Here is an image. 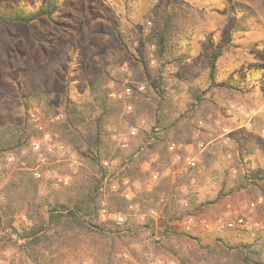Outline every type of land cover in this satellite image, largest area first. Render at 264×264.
<instances>
[{
  "label": "rangeland",
  "instance_id": "obj_1",
  "mask_svg": "<svg viewBox=\"0 0 264 264\" xmlns=\"http://www.w3.org/2000/svg\"><path fill=\"white\" fill-rule=\"evenodd\" d=\"M44 1L0 0V7L21 4L31 9ZM52 3L59 5L52 18L42 17L30 25L0 23V125L9 121L22 123L25 103L48 93L51 114L42 113L37 104L31 109L56 140L66 145L64 152L49 155L47 164L41 163L32 142L21 154L0 155V264H121L119 254L124 250L130 251L133 264H150L156 257L176 264H224L225 260L210 253V244L216 237L232 244H253L264 258V229L253 238L235 230L209 234L202 227L188 233L182 226L188 213L198 221L212 220L230 208L234 216L245 214L253 223H264V0H177L173 29L162 58L156 57L150 36L159 21L161 0ZM121 34L132 45L131 50L116 55V63L109 65V50L122 49ZM226 44L229 47L218 62V80L236 79L243 90L208 89L209 56ZM144 60L147 68L142 70ZM107 66L111 72L109 88L129 84L132 97L138 94L150 106L159 99V73L169 86L179 85L182 132L177 136L171 130L168 141L180 145L185 158L197 155L199 169L192 170L191 177H185L186 172L173 173L170 154L158 155L163 145L151 147L152 135L159 126H155L152 108L145 107L133 126L111 123L106 141L112 152L119 132L137 128L138 136L130 149L119 153L129 165L113 178L111 185L122 186L125 176L137 182L138 187H132L133 195L143 210L156 206L162 211L157 222L143 224L133 215L128 223L137 229L127 234H93L66 247H27L9 226L31 224L21 201L22 189L13 181L15 174L29 170L40 180L39 203L70 201L91 187L93 177L99 178L98 161L75 151L54 134L49 118L65 113L67 96L77 102L90 98L92 83ZM191 81L206 92L202 103L190 110L186 102L190 100L187 90ZM132 84L138 86L137 91ZM163 133L160 127L159 134ZM40 136L38 131L32 141ZM92 141L89 138L85 150ZM35 170H40L41 176L37 177ZM153 171L160 172L159 179L151 177ZM244 176L247 177L241 184ZM107 193L111 206L125 208L115 201L111 203L110 195L115 193L111 186ZM100 196L98 192L99 207ZM184 197L190 201L189 209L182 207ZM259 197L263 202L252 210L250 204ZM42 209L46 214V206ZM95 221L106 229L126 227L104 219L99 209ZM166 229L170 232L165 233Z\"/></svg>",
  "mask_w": 264,
  "mask_h": 264
},
{
  "label": "trees",
  "instance_id": "obj_2",
  "mask_svg": "<svg viewBox=\"0 0 264 264\" xmlns=\"http://www.w3.org/2000/svg\"><path fill=\"white\" fill-rule=\"evenodd\" d=\"M177 0H161L159 9V21L152 27V44L154 45L155 55L162 58L167 50L168 38L172 32V18L174 16V5ZM59 5L52 3V0L41 2L37 7L26 9L25 5H13L12 8L0 7V23L5 25L23 22L32 24L34 21L48 17L52 18L58 11ZM122 49H110L107 62L109 65L116 63V55H124L130 52L131 44L126 40L125 35H120ZM229 44L223 45L213 51L209 56V88L243 90V85L236 79H229L224 82L218 80L219 77V59L225 54ZM115 57V58H114ZM113 58V59H112ZM135 67V66H134ZM146 61L140 69H146ZM136 69V68H135ZM139 69V67H138ZM111 79V72L108 66L91 85L90 98L77 102L67 96L65 102V118L57 122L51 123L54 134H58L61 139L65 140L75 151L82 155L92 157L98 161L99 158L107 157L111 153L110 145L107 143V135L109 126L113 122H125L129 126L136 124L138 118L142 115V110L150 106L144 98L135 94L129 103L133 108L127 111L124 102L120 100H112L109 97L108 82ZM188 93L190 100L186 102L191 110L203 101V94L206 92L201 86L188 82ZM135 90L138 86L132 84ZM159 99L155 105H151L155 126L162 128L163 135H156L151 147L156 148L157 144L163 145L158 150L161 157L168 153V135L171 130L175 131L178 136L182 132L180 125V92L179 85L169 86L168 81L162 74H158ZM138 97V98H137ZM51 95L42 93L38 97H31L25 103V118L22 123L7 122L0 125V155L8 153L21 154L27 149L32 140L38 134L35 123L30 119L31 107L34 104L42 110V113H50L53 108L50 106ZM141 107V108H140ZM51 114V113H50ZM184 114V113H183ZM186 117V116H185ZM93 141L85 150L84 147L88 143L89 138ZM119 154V153H118ZM192 169L186 172L185 177H191L189 174ZM247 176L242 177L241 184ZM262 178V177H261ZM13 181L19 183L23 192L21 199L23 206L27 209V216L31 220L30 225H22L15 228L9 223L10 228L17 234V237L24 242L27 247H33L43 244L44 249H50L56 245L58 247L69 246L81 237L91 235H122L127 234L137 228H133L127 222L125 228L106 229L95 221L98 205V192L102 185V180L92 178L91 187L88 190L79 192L76 197L68 201L38 202L39 188L41 182L35 178L29 170L17 171ZM15 184V183H14ZM264 191V183L261 184ZM118 200V201H117ZM110 201L120 203L125 208L113 207L117 210H125L128 201L118 193L110 195ZM43 206H46V214L43 212ZM3 220L0 214V230ZM170 230L166 229L165 233ZM49 243V244H46ZM210 253L217 257L220 261L225 260L224 264H264V258L260 256L256 246L248 243L232 244L223 237H216L210 244ZM182 264H186L183 261Z\"/></svg>",
  "mask_w": 264,
  "mask_h": 264
},
{
  "label": "built area",
  "instance_id": "obj_3",
  "mask_svg": "<svg viewBox=\"0 0 264 264\" xmlns=\"http://www.w3.org/2000/svg\"><path fill=\"white\" fill-rule=\"evenodd\" d=\"M133 96V88L126 84L122 88H113L109 90V97L112 100H120L124 102L126 110L131 111L133 106L129 103L128 99ZM65 118L64 112L55 113L49 118L50 123L57 122ZM30 119L35 123L41 136L32 141V146L40 155V161L43 164L49 162V155H56V153H62L66 150V145L56 140L53 133L48 130L45 124L40 120L36 111H30ZM160 127H156L152 135V139H155L156 135H159ZM138 136V130L135 127H131L128 131H121L116 135V147L112 150L109 156L99 158L98 165L101 169L99 179L102 180V185L99 188L101 203L99 212L104 219H112L119 225L125 224L129 221L131 216L135 215L140 223L147 224L149 222H157L161 217L162 211L156 206H151L147 209H142L140 202L136 200V195H133V186L138 187L137 182L132 181L129 176L123 177L122 186L113 187L111 181L120 172L126 170L129 165L128 159L119 156L118 153H123L129 150L131 142ZM168 153L170 154V161L172 166L175 167L173 173L180 171L181 173L187 172L189 169H199L198 156L185 158L182 153V148L176 142H171L168 145ZM117 171V172H116ZM37 177L41 176L40 170H35ZM151 177L159 179L160 172L153 171ZM62 180V179H59ZM68 184V180L64 181ZM111 186V191L122 195L127 201L128 205L125 210L114 209L107 197V187ZM182 207L189 209L190 201L188 198H182ZM263 202V197H259L256 201L250 204L253 210L258 204ZM150 224V223H149ZM185 232H191L197 227H202L204 231L209 234H223L229 230H235L248 234L250 237H257L264 229V223L251 222L248 215L240 214L234 216L232 209H227L224 214L217 216L215 219L207 220L202 218L198 221L195 215L188 213L184 216V222L182 224ZM122 263L121 264H133V258L129 250H124L119 254ZM87 264V263H85ZM150 264H176L175 261H169L156 257L150 260Z\"/></svg>",
  "mask_w": 264,
  "mask_h": 264
}]
</instances>
